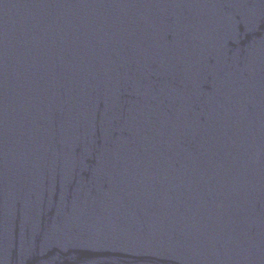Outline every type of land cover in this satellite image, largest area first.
I'll return each instance as SVG.
<instances>
[{
  "label": "water",
  "instance_id": "95a60500",
  "mask_svg": "<svg viewBox=\"0 0 264 264\" xmlns=\"http://www.w3.org/2000/svg\"><path fill=\"white\" fill-rule=\"evenodd\" d=\"M60 0H0V101Z\"/></svg>",
  "mask_w": 264,
  "mask_h": 264
}]
</instances>
